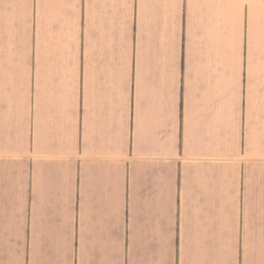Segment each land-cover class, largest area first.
<instances>
[{
	"label": "crops",
	"instance_id": "1",
	"mask_svg": "<svg viewBox=\"0 0 264 264\" xmlns=\"http://www.w3.org/2000/svg\"><path fill=\"white\" fill-rule=\"evenodd\" d=\"M0 264H264V0H0Z\"/></svg>",
	"mask_w": 264,
	"mask_h": 264
}]
</instances>
